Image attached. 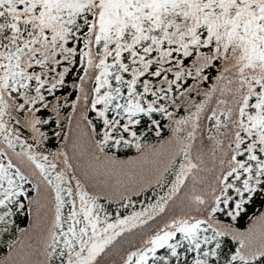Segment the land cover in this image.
I'll use <instances>...</instances> for the list:
<instances>
[{"label": "snow or ice", "instance_id": "snow-or-ice-1", "mask_svg": "<svg viewBox=\"0 0 264 264\" xmlns=\"http://www.w3.org/2000/svg\"><path fill=\"white\" fill-rule=\"evenodd\" d=\"M0 244L264 264V0H0Z\"/></svg>", "mask_w": 264, "mask_h": 264}, {"label": "trees", "instance_id": "trees-1", "mask_svg": "<svg viewBox=\"0 0 264 264\" xmlns=\"http://www.w3.org/2000/svg\"><path fill=\"white\" fill-rule=\"evenodd\" d=\"M164 135H165V138H167V136L170 135V133H168L167 130H165ZM52 146H53V150H55V148L58 147V144L55 141H53ZM134 154H135V150L132 149L129 155L132 156ZM257 209H259V204H257ZM29 219L30 218L25 217L24 222L20 226L26 228L28 226ZM7 255H8V251H7L6 245L0 244V258H3L4 256H7Z\"/></svg>", "mask_w": 264, "mask_h": 264}]
</instances>
